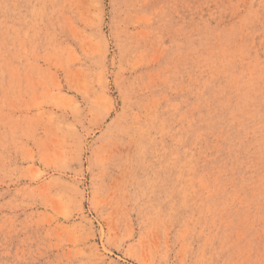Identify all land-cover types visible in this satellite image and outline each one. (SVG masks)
Segmentation results:
<instances>
[{"label": "rangeland", "instance_id": "374dc122", "mask_svg": "<svg viewBox=\"0 0 264 264\" xmlns=\"http://www.w3.org/2000/svg\"><path fill=\"white\" fill-rule=\"evenodd\" d=\"M0 264H264V0H0Z\"/></svg>", "mask_w": 264, "mask_h": 264}, {"label": "bare ground", "instance_id": "6f19581e", "mask_svg": "<svg viewBox=\"0 0 264 264\" xmlns=\"http://www.w3.org/2000/svg\"><path fill=\"white\" fill-rule=\"evenodd\" d=\"M159 9V8H158ZM155 10V9H154ZM242 95V94H241Z\"/></svg>", "mask_w": 264, "mask_h": 264}]
</instances>
